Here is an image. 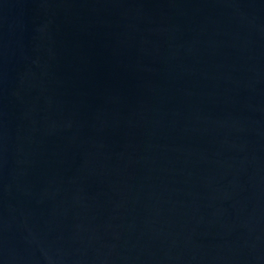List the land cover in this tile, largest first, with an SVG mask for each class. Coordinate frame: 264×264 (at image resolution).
<instances>
[{
    "label": "water",
    "instance_id": "1",
    "mask_svg": "<svg viewBox=\"0 0 264 264\" xmlns=\"http://www.w3.org/2000/svg\"><path fill=\"white\" fill-rule=\"evenodd\" d=\"M0 264H264V0H0Z\"/></svg>",
    "mask_w": 264,
    "mask_h": 264
}]
</instances>
